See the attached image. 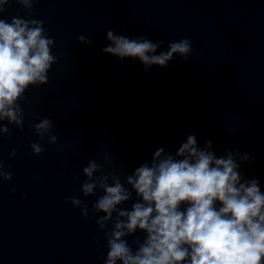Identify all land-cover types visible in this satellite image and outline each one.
<instances>
[{
  "label": "water",
  "instance_id": "water-1",
  "mask_svg": "<svg viewBox=\"0 0 264 264\" xmlns=\"http://www.w3.org/2000/svg\"><path fill=\"white\" fill-rule=\"evenodd\" d=\"M13 17L39 22L55 61L19 99L22 123L0 120V171L12 176L0 177V264H105L118 211L139 202L127 178L160 148L175 157L190 134L217 157L231 152L241 182L264 193V0H8L0 19ZM108 30L157 53L186 37L192 51L145 70L102 51ZM117 180L132 195L101 228V183ZM146 236L123 239L135 253Z\"/></svg>",
  "mask_w": 264,
  "mask_h": 264
},
{
  "label": "clouds",
  "instance_id": "clouds-1",
  "mask_svg": "<svg viewBox=\"0 0 264 264\" xmlns=\"http://www.w3.org/2000/svg\"><path fill=\"white\" fill-rule=\"evenodd\" d=\"M20 2L31 7V0ZM6 3L8 0H0V11ZM106 38L110 43L102 48L104 53L120 60H139L145 70L152 65L166 68L174 55L187 58L192 51L186 37L171 42L167 51L159 53L158 43L145 37L129 38L108 30ZM79 39L90 43L83 36ZM52 43L36 20L0 19V120L22 123L18 101L29 86L47 81V72L55 61L50 54ZM50 127L48 119L35 125L40 135ZM206 145L198 147L195 135L190 134L175 157L160 148L151 165L136 168L127 178L139 202L131 210L118 211V217L126 219L115 222L105 264H264V193L259 181L241 182L240 165L232 153L217 157L208 150L212 147L210 140ZM31 147L36 153L42 151L37 144ZM11 155H15V149ZM96 168L93 162L84 172L91 178ZM0 177L12 179L5 171H0ZM95 187V183L86 182L83 191L90 194ZM101 187L105 194L95 208L106 213L99 222L103 228L117 205L127 202L132 193L119 180L112 186L102 182ZM72 203L79 201L73 199ZM137 229L147 236L133 253L123 237Z\"/></svg>",
  "mask_w": 264,
  "mask_h": 264
}]
</instances>
